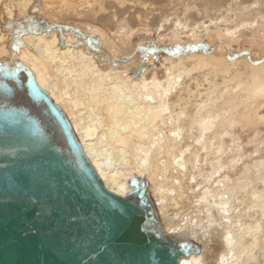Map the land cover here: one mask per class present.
I'll return each instance as SVG.
<instances>
[{
    "label": "bare ground",
    "instance_id": "obj_1",
    "mask_svg": "<svg viewBox=\"0 0 264 264\" xmlns=\"http://www.w3.org/2000/svg\"><path fill=\"white\" fill-rule=\"evenodd\" d=\"M73 5L79 14L96 10L97 26L122 40L146 26L162 36L173 31V43L217 29L237 43L244 35L264 42V0H0V58L32 72L109 190L124 194L132 174L146 177L165 231L185 229L200 243L180 264L255 260V250L264 249V161L246 164L234 180L220 170L238 145L224 149L226 126L264 123V61L232 50L213 54L208 45L160 67L145 65L144 73L130 64V71L100 44L98 28L89 34L39 22L41 14ZM149 38L145 31L139 41Z\"/></svg>",
    "mask_w": 264,
    "mask_h": 264
},
{
    "label": "water",
    "instance_id": "obj_2",
    "mask_svg": "<svg viewBox=\"0 0 264 264\" xmlns=\"http://www.w3.org/2000/svg\"><path fill=\"white\" fill-rule=\"evenodd\" d=\"M109 190L69 119L19 61L0 58V264H180L145 176ZM187 237V238H186Z\"/></svg>",
    "mask_w": 264,
    "mask_h": 264
},
{
    "label": "rangeland",
    "instance_id": "obj_3",
    "mask_svg": "<svg viewBox=\"0 0 264 264\" xmlns=\"http://www.w3.org/2000/svg\"><path fill=\"white\" fill-rule=\"evenodd\" d=\"M80 5L81 2L79 1L75 3V6ZM73 7L74 5L70 7L66 6L62 10L55 9L53 13L41 14L38 16V18H40L39 22L42 21L44 23L43 26H48L46 23L48 21L49 23L54 22L58 25L63 24L74 26L76 28L83 29V31L89 34L93 29L98 28L99 34L102 33V37L104 36L101 38L100 44L110 52V57L113 59H124V61L128 63L127 65L129 66L128 69L130 71L135 68L130 66V64L135 65L136 70L139 71H142L145 65H149V68L154 66L160 67L161 60L165 59L166 61L175 62L180 55L185 54L188 50H200L208 45H211L210 51L213 54H222L223 52L227 53L232 50L237 57L242 56V54L245 53L248 57H250L252 62H256L258 60L259 62L261 60V62L264 61V42H261L258 38L250 35L241 36L240 40L235 43L234 40L230 39V36L227 35L226 32L221 29H217L210 30L199 40L194 39L191 34H185L180 38L181 40L179 42L173 43L172 41L174 40L171 38L174 35L173 31L162 36L154 28L149 29L146 26H142L132 32V35L130 36L132 38H125V40H122L118 32H112L106 26L105 28L97 26L96 10L92 12L91 9L86 11L79 9L81 11L79 14L77 7ZM72 8L76 9V11ZM147 22L145 24H147ZM35 27L37 28V26ZM145 31L147 33L149 32L150 38L143 43L139 41V38L140 34ZM124 35L127 36V34ZM218 43L227 47H225L224 50H220ZM173 44L180 47L177 50L178 55L175 51H173ZM230 45L233 47L229 50L228 46ZM141 47H146L147 50H144V48ZM150 52H153L156 55L153 61H150L148 58ZM142 72L144 73V70ZM250 72L251 70L248 67L245 74ZM237 118L238 117L236 116L235 119L237 120ZM226 127L228 134L223 137L222 143L223 146L226 147H224V149L230 147L231 144L236 145L238 143V145L231 152V156L227 160L228 163H226V165H224V167L220 170V175H227L229 178L234 180L246 164H254L256 162L258 163L260 161H264V123L252 127H242L239 123L237 125L234 123L232 126L227 125ZM192 157H195V154L192 155ZM219 157L221 158L222 155ZM201 191L202 189H198L195 192L193 191L191 197H189L183 208L190 206L189 201L196 199V196L201 194ZM199 220L205 221L206 218L203 217L199 219L197 217V221ZM248 264H264V249H256L255 260H249Z\"/></svg>",
    "mask_w": 264,
    "mask_h": 264
}]
</instances>
